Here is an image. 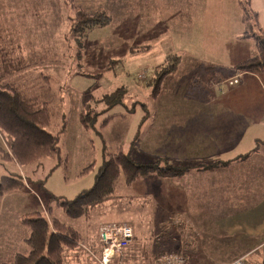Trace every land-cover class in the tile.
<instances>
[{"label":"rangeland","instance_id":"1","mask_svg":"<svg viewBox=\"0 0 264 264\" xmlns=\"http://www.w3.org/2000/svg\"><path fill=\"white\" fill-rule=\"evenodd\" d=\"M11 1L20 6L15 12L16 20L23 17L22 27L28 29V39L24 36L28 47L24 52L30 65L22 70L21 75L24 81H29L27 85L31 90L32 85L37 84L34 92L42 95V100L51 111L48 132L59 137L60 160L57 157H45L38 164L20 166L11 159H5V154L0 151V178L20 180L24 176L29 186L25 191V188L20 190L26 195L8 193L0 196V245H8L12 253L27 254L28 247L23 240L18 239L21 227L27 231L24 225L21 226V215L24 212H39L46 219L54 217L76 230L80 236L79 244H89L90 241V247H86L96 252V244L91 240L95 239L101 224L121 220V215L117 212L120 207L118 193L120 195L127 191L125 185L129 184L121 177L115 186V192L113 190L114 198L111 196L112 200L92 209L87 217L68 218L57 203L74 198L81 190L92 186L94 174L102 160L101 137L109 152L121 149L129 152L131 158L138 162L151 160L149 154L143 152V141L146 139L143 138L148 136L150 122H146L142 128L140 126L144 118L151 117L152 107L147 104L153 101L154 83L148 81L154 76V71L172 61V56L170 60L167 59L169 55H175L179 57L178 71L162 84L158 97L169 96L173 91H176L178 97L193 96L198 89L211 97L213 91L209 88L213 83H221L226 87L232 82L227 79L230 72L228 67L249 58L248 53L255 51L254 40L252 37L241 38V33L233 41L222 36L219 49L206 48L199 52L196 48V35L181 34L160 26L156 20L162 16V8L154 10L149 17L143 13L146 10L143 0H119L121 5L116 4V0H73L76 6H81L87 12L103 8L108 10L112 6L108 10L109 24L90 28L84 34L71 31L75 9L71 7L70 0H27L25 3ZM6 2L7 0H0L2 33L7 30L6 18L10 17L5 16ZM27 8L30 9V14ZM175 10L178 12V9ZM173 11L174 9H168L169 13ZM194 16L197 19L190 24V32L197 30L201 34H210L216 30L217 35H223L232 29L235 35L237 30L243 32L247 29L246 24L240 21L242 11L238 0H206L200 13ZM141 45L149 46V50L130 53L131 47ZM198 57L213 62L211 74L219 77L213 78L203 66L201 69L191 63L193 60L199 62L196 59ZM258 79L259 83H264V76H259ZM119 88H124L125 91L122 102L111 110L102 112L105 106L101 100ZM80 112L87 114L84 118L92 128H84L80 124ZM94 114L95 120L92 117ZM231 156V150L224 153V158ZM151 163L164 165H160V160ZM138 190L142 193L147 188ZM31 191L33 196L29 195ZM123 207L128 205L124 203ZM154 207L156 208V203ZM124 211H128L134 219V215L138 214V209L133 206ZM144 215L148 216V213ZM143 221L142 225H137L138 229H142H139L137 235L134 233L122 256L110 264H160L162 257L167 254L182 257L184 264L185 259L179 253L177 245H164L163 241L160 244L157 241L150 243L153 235L145 231L149 229L147 227L150 221L148 218L144 223ZM129 224L134 229V225ZM141 241L144 243L141 244ZM247 247H251L252 251L246 255V263L264 264V245H237L233 252L237 254ZM2 248L5 250L4 246ZM82 249L84 255H81L80 247L65 250L63 263L96 264V260H90L93 256L85 248ZM69 251L76 253L73 257L77 259L67 256ZM4 260H1L0 255V264Z\"/></svg>","mask_w":264,"mask_h":264},{"label":"crops","instance_id":"2","mask_svg":"<svg viewBox=\"0 0 264 264\" xmlns=\"http://www.w3.org/2000/svg\"><path fill=\"white\" fill-rule=\"evenodd\" d=\"M26 1L16 0L18 3ZM114 2L121 5L119 0ZM238 2L242 11L240 1ZM205 4L206 0H143V7L146 8L143 13L150 17L154 10L162 8V16L157 18V24L181 34L196 35L198 44L196 48L199 52L206 48L219 49L223 37L231 41L239 38L240 33L241 38L243 37L244 31L237 30L234 35L232 29L223 35H217L216 30L212 31L213 34H201L197 30L190 32V24L197 19L194 15L200 13ZM249 5L264 32V0H249ZM6 6L5 16L11 17L6 18L7 25L16 29L13 40L20 46V53L25 58L28 29L22 27L23 17L18 20L15 17V12L17 13L20 6L11 0H7ZM79 8L84 10L81 6ZM168 9L174 11L169 13ZM175 9H178V12ZM26 10L30 14V9ZM108 10L103 8L96 11H104L108 15ZM240 21L243 22L242 18ZM31 44L34 46V43ZM135 47L129 49L130 53L149 50V46L145 45ZM254 52L251 50L247 57L253 56ZM170 56L175 55H169L168 58ZM196 59L199 62L193 60L191 63L201 69L203 66L206 73L213 78L219 77L211 74L213 62L204 61L199 57ZM235 66L228 67L230 72L227 79L236 78L237 83H228L226 87L221 83H213L212 89L209 88L213 91L211 97L200 89L193 96L184 97H178L176 91H173L163 98L157 94L153 97L152 103H146L152 107V113L150 118L142 120L140 128L144 127L146 122H150L148 136L143 138H146L143 141V152L149 154L151 160H142L140 163L160 160V165L178 166L185 168V171L175 178H162L152 173L137 178L128 186L125 185L126 190L133 194L127 191L120 195L118 193L120 207L117 212L121 215V220L116 223L131 227L129 223H132L133 233L137 235L139 229H142V227L138 229L137 225H142V221L148 218L149 229L145 231L153 235L150 243L157 241V244H160L163 241L164 245H177L179 253L185 259L184 264H228L238 258L239 254L249 255L252 251L251 247H247L236 254L233 251L237 249V245H264V83H259L258 79L259 76H263L234 70ZM178 67L179 57L177 70L173 75L178 71ZM5 145L0 136V151L6 155L5 159L10 160ZM229 150L233 151V156L224 158V153ZM224 162L227 164L206 168ZM23 179L22 182L27 183L26 179ZM28 187L24 184V191ZM143 188L147 190L139 192L138 189ZM24 191L9 194L23 196L26 195ZM32 194L31 191L29 195L33 196ZM112 196L114 198L115 194ZM124 203L128 207H123ZM129 206L138 209V214L134 215L135 219L128 211H124ZM146 212L148 216L144 215ZM27 213L24 212L21 218ZM157 216L163 218L157 219ZM21 230L18 239L23 240L25 244L29 231L28 229L25 231L23 227ZM97 232L95 239L91 240L94 245L96 244V252L86 247L91 245L90 241L89 244H78L71 250L80 247L81 255H84L83 247L93 259L87 257L95 261L99 253ZM15 254L22 253H12L8 245H0L1 260L5 259L1 264L9 262ZM66 254L71 255L73 260L77 259L73 257L76 253L72 251ZM95 263L97 264L96 261Z\"/></svg>","mask_w":264,"mask_h":264},{"label":"trees","instance_id":"3","mask_svg":"<svg viewBox=\"0 0 264 264\" xmlns=\"http://www.w3.org/2000/svg\"><path fill=\"white\" fill-rule=\"evenodd\" d=\"M239 1L242 20L247 26L243 37L253 38L255 52L250 58L238 63L234 70L264 76V32L258 25L256 14L250 8L249 0ZM70 5L75 9V16L71 19V31L84 34L90 28L106 26L110 22V17L104 11H82L73 0H70ZM12 28L11 25H6V32H0V136L8 147L7 156L20 166L38 164L45 157H57L60 160L59 137L48 132L51 111L42 100V95L34 92L37 84L32 85L31 90L27 85L29 81H24L21 75L30 62L22 57L20 46L14 42L16 29ZM177 63L178 57L172 56L169 64L154 71V76L148 81L154 83L153 96L160 93L162 84L177 70ZM124 93V88H119L105 95L101 100L105 106L103 111L120 104ZM85 116L87 114L80 112L79 122L84 128H89L91 125ZM94 116L95 114L92 116L93 120L96 119ZM101 139L102 160L97 167L92 186L74 198H62L63 201L57 203L68 218L87 217L92 209L109 200L121 177L126 184H130L151 173L166 178L180 176L185 171V168L178 166L136 162L128 152L121 149L109 152L105 140L102 137ZM226 164L227 162L217 163L206 168ZM23 187L21 179L0 178V196L20 191ZM21 224L29 231L25 239L29 251L27 254H15L9 262L3 264H64L65 250H71L79 244L78 232L54 217L46 219L39 212H34L24 215Z\"/></svg>","mask_w":264,"mask_h":264},{"label":"built area","instance_id":"4","mask_svg":"<svg viewBox=\"0 0 264 264\" xmlns=\"http://www.w3.org/2000/svg\"><path fill=\"white\" fill-rule=\"evenodd\" d=\"M234 83H237L236 78L229 82V84ZM23 178L22 180L24 181ZM23 183L27 186V183ZM133 237V229L129 225L122 223L101 224L97 232L99 253L96 257L94 256L97 264H110V262L112 263L118 259V257L122 256ZM183 262V258L176 257L175 254H167L160 260V264H183ZM228 264H247L246 255L240 256Z\"/></svg>","mask_w":264,"mask_h":264}]
</instances>
